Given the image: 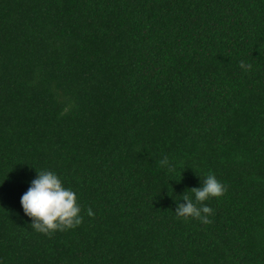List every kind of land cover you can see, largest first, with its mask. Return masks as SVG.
I'll list each match as a JSON object with an SVG mask.
<instances>
[{
    "label": "trees",
    "instance_id": "trees-1",
    "mask_svg": "<svg viewBox=\"0 0 264 264\" xmlns=\"http://www.w3.org/2000/svg\"><path fill=\"white\" fill-rule=\"evenodd\" d=\"M39 171L79 226L32 228ZM0 264H264V0H0Z\"/></svg>",
    "mask_w": 264,
    "mask_h": 264
},
{
    "label": "clouds",
    "instance_id": "clouds-1",
    "mask_svg": "<svg viewBox=\"0 0 264 264\" xmlns=\"http://www.w3.org/2000/svg\"><path fill=\"white\" fill-rule=\"evenodd\" d=\"M240 68L250 71L252 65L240 61ZM161 167H167L169 172L175 169L167 156L159 161ZM37 177L31 181L30 187L22 195L20 203L23 212L32 220V228L45 235L51 236L56 231L73 229L82 223L77 196L71 189H66L60 178L51 171H39ZM194 199L184 194L182 199L186 203H178L175 209L177 218L200 220L203 224L212 221L209 217L213 209L205 204L210 198L224 195L226 188L213 174H208L202 182V187L190 189ZM90 217L94 216L91 208L87 210Z\"/></svg>",
    "mask_w": 264,
    "mask_h": 264
}]
</instances>
